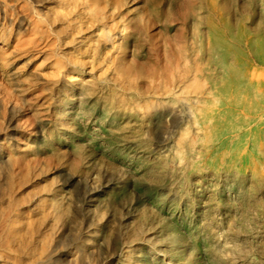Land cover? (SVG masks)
Wrapping results in <instances>:
<instances>
[{"label":"rangeland","instance_id":"rangeland-1","mask_svg":"<svg viewBox=\"0 0 264 264\" xmlns=\"http://www.w3.org/2000/svg\"><path fill=\"white\" fill-rule=\"evenodd\" d=\"M120 1L125 37L110 62L131 95L94 87L89 105L108 118L77 124L74 136H53L43 112L48 62L34 53L0 62V132L20 112V142L31 147L14 156L15 171L42 168L65 193L62 240L101 214L90 255L144 232L173 264H264V0ZM24 6L0 0L12 31L0 55H15L22 40L16 14L32 22ZM39 73L45 79L34 81ZM172 93L203 97L195 119L178 112ZM92 182L102 191L84 209ZM130 256L163 264L140 245Z\"/></svg>","mask_w":264,"mask_h":264},{"label":"bare ground","instance_id":"bare-ground-1","mask_svg":"<svg viewBox=\"0 0 264 264\" xmlns=\"http://www.w3.org/2000/svg\"><path fill=\"white\" fill-rule=\"evenodd\" d=\"M22 1L26 6L21 11L29 14L32 22L26 28L28 22L16 14L14 28L23 37L15 44V55L1 47L4 52L0 62L29 53L48 62L50 88L42 102L46 107L44 111L35 107L34 111L46 113L53 136L66 140L76 134L77 124L91 123L98 115L108 118L98 104L89 105L94 100V87L131 95L114 78L118 63L110 62L112 55L119 54L125 37L121 1ZM4 20L0 17V41L9 44L12 31ZM41 79H45L44 74L34 75V81ZM169 98L177 102L178 112L187 119H195L200 113L203 97L199 94L172 93ZM21 116L20 112L9 115L5 130L0 132V264H136L130 256L136 245L146 249L152 259L173 264L169 255L160 251L158 242L144 232L134 240L123 238L115 253L90 255L92 239L103 224L96 211L84 223L71 226L62 240L70 211L65 193L57 183L48 181L49 175L42 168L23 174L14 169V156L31 148L27 141L20 142L17 121ZM100 191L102 188L92 182L82 203L84 209L92 205L93 196Z\"/></svg>","mask_w":264,"mask_h":264}]
</instances>
